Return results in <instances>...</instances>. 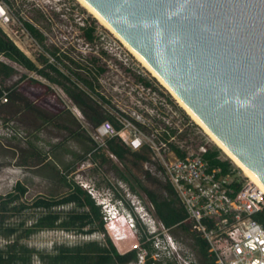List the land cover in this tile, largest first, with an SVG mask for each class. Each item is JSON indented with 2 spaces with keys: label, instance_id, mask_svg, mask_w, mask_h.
<instances>
[{
  "label": "rangeland",
  "instance_id": "rangeland-1",
  "mask_svg": "<svg viewBox=\"0 0 264 264\" xmlns=\"http://www.w3.org/2000/svg\"><path fill=\"white\" fill-rule=\"evenodd\" d=\"M0 4L5 11L0 17V27L35 63L40 64L37 60L39 54L44 53L49 57L46 50L57 48L59 56L63 58L62 63L71 64L76 70L81 69L65 55L89 65L93 72H96L95 65L105 66L106 70L93 81L96 91L109 100L110 105H101L108 112L115 113L114 108L123 109L136 120L139 115L153 114L154 108L159 107L167 120L186 129L195 144L207 142L210 147L219 148L122 42L77 0H0ZM24 21L31 22L42 32V42L27 32ZM88 25H94L95 28V38L91 42L86 40L82 29ZM94 56L98 58L96 62L91 61ZM49 58L60 65L52 57ZM0 60L20 69L15 61L3 54H0ZM24 72L18 70L16 75L7 79L11 81L5 85L20 80ZM138 75L148 80L154 91L141 86L136 81ZM9 114L8 107L0 103V200L7 199L11 192L14 195L12 200L7 199L2 210L6 218L0 228V248L17 240L20 245L32 250L29 264H69L67 261L55 263L49 256L55 254L59 247H85L90 243L103 246L105 237L101 231H86L92 225H86L83 231L78 225L40 228L25 235V230L46 212L58 213L60 222L68 220L74 212L87 211L86 207H79L74 202L50 208L36 207L32 203L39 196L61 197L72 185H79L99 205L109 233L120 244L125 233L114 230L116 225L111 224L114 217L109 219L102 201L107 203L111 199L117 207L116 217L126 221L128 226L132 225L130 215L136 210L140 211L143 219L136 213L140 225L134 220L135 227H129L134 232L131 236L137 238L152 230L161 232L156 233L152 242L154 250L150 256L158 262L156 264H202L191 235L177 226L167 229L156 215L147 190L161 199L167 196L165 184L168 180L146 148L137 152L147 154L148 160L137 159L129 153L119 159L111 156L106 146L95 149L96 144L93 142L83 147L73 137L67 139L65 133H55L57 136L49 140L47 127L41 128L38 134L32 133L33 126L28 131L30 129L26 130L17 121L11 120ZM176 140L181 141L180 138ZM219 150V155L230 160L242 178H249ZM18 182L25 188L22 193L15 188ZM3 227H13L15 230L7 233ZM147 252V249L139 247L138 257L142 261L127 264H144Z\"/></svg>",
  "mask_w": 264,
  "mask_h": 264
},
{
  "label": "water",
  "instance_id": "water-1",
  "mask_svg": "<svg viewBox=\"0 0 264 264\" xmlns=\"http://www.w3.org/2000/svg\"><path fill=\"white\" fill-rule=\"evenodd\" d=\"M264 184V0H85Z\"/></svg>",
  "mask_w": 264,
  "mask_h": 264
},
{
  "label": "trees",
  "instance_id": "trees-1",
  "mask_svg": "<svg viewBox=\"0 0 264 264\" xmlns=\"http://www.w3.org/2000/svg\"><path fill=\"white\" fill-rule=\"evenodd\" d=\"M23 26L33 38L39 42L43 41L44 35L34 24L29 21H24ZM82 29L86 40L89 42L93 41L95 38L94 25L83 26ZM46 51L49 53V57H52L54 60L60 63V65L52 60H49L50 58L45 56V54L42 52L43 54H39L37 56V60L41 65L38 66L0 27V54H3L4 56L18 62L29 70L37 71L39 74L50 80L62 83L67 94L76 103L85 105L92 111V114L88 115V117L94 121V125L99 124L104 119H109L115 128H119L121 124L116 119L115 115L108 112V110H105L101 106L105 104L110 105L109 100L105 98L104 95L94 90L95 84L93 80L97 78L98 74L103 73L106 70V67L95 65L94 67L96 70L94 71L96 72H93V69L89 65L81 64L80 62L75 61L73 58L65 55L64 57H66L70 62L74 63L78 69L86 71L87 75L91 77L89 80L82 76L79 70H75L71 64L62 63L63 58L59 56L60 54L57 48ZM97 60L98 58L96 56L92 57L91 59L92 62H96ZM61 66L67 69L68 72L62 70L63 68H61ZM15 72L16 69L13 66L0 60V98L3 94V91H7V99L8 96L11 95L9 87L4 85L3 80ZM70 74H73L76 78L83 80L86 85L92 87V90L95 91L97 97L99 98L97 103L83 93V91L77 86L75 80H71ZM136 81L145 86H151L148 80H145L140 75L137 76ZM114 110L117 109L114 108ZM134 122L142 126L140 123L136 121ZM106 147L119 159L124 158L128 153L134 155L140 160L149 159L147 154L139 153L137 150H131L118 136L107 138ZM176 150L179 155L182 154L178 149ZM219 151L220 150L217 147H210L208 152L205 154V157L210 160L212 165H220L222 170L226 172L230 168H233V166L228 159L216 158V156L219 154ZM102 158L105 159L104 157ZM235 169L236 168H234V170ZM122 177L124 176L122 175ZM233 185L238 187L240 182L235 181ZM15 188L21 193L25 190V188L19 182L16 184ZM165 188L167 191V196H164L161 199H159L152 191L147 190L148 197L154 205L156 215L161 220L164 227L171 229L172 227L177 226L183 231L189 233L193 239L194 247L196 248L197 254L202 264H218L216 262L214 253L209 251V244L206 239L196 232V230L192 227L191 222L186 218V211L180 204L172 185L167 182L165 184ZM13 198V193H9L7 199L12 200ZM7 199H4L3 201L0 200V228H2L6 218V214L2 210L5 209V203L8 202ZM67 202H74L77 206L86 207L88 210L85 212H74L69 215L68 220H63L60 222H58L60 217L58 213L50 211L46 212L38 216L34 224L25 230V235L28 236L31 232H34L40 228H54L57 226L69 227L71 225H78L79 229L83 231V227L86 225H92V227L88 228L86 231H101L104 234L105 243L103 246H99L96 243H90L85 247H59L57 248V252L55 254H51V256H49L53 262L59 263L67 261L69 264H127L132 261H137L138 248L143 247L148 250L146 254L147 258L144 264L158 263L150 256L152 250H154L152 242L154 239L153 237L156 235L155 233H140L141 235L137 238L128 236L124 239H121L120 244L119 241L109 233L107 224H105L104 220L102 219L99 205H97L91 195L79 185H72L70 190L61 197L46 198L39 196L35 198L32 203L36 207L50 208L54 205ZM253 217L264 227V209L255 212ZM138 225H140L139 221ZM3 228L7 231V233H12L15 230L13 227ZM146 238H148V240ZM31 254V249L20 245L17 240H14L7 247L0 248V264H29Z\"/></svg>",
  "mask_w": 264,
  "mask_h": 264
},
{
  "label": "built area",
  "instance_id": "built-area-1",
  "mask_svg": "<svg viewBox=\"0 0 264 264\" xmlns=\"http://www.w3.org/2000/svg\"><path fill=\"white\" fill-rule=\"evenodd\" d=\"M4 14L0 4V17ZM141 86L154 91L150 86ZM0 101H7V91H3ZM110 113L121 126L115 128L109 119L95 125L91 132L95 149L106 146V139L113 136L131 150L146 147L218 264H264V227L253 217L264 209V193L250 178H242L234 168L224 172L220 165H212L205 157L210 149L207 142L195 144L186 129L167 120L159 107L136 120L123 109ZM216 158L224 159L219 154ZM235 181L240 182L238 187L233 185ZM141 261L138 257L137 262Z\"/></svg>",
  "mask_w": 264,
  "mask_h": 264
},
{
  "label": "crops",
  "instance_id": "crops-1",
  "mask_svg": "<svg viewBox=\"0 0 264 264\" xmlns=\"http://www.w3.org/2000/svg\"><path fill=\"white\" fill-rule=\"evenodd\" d=\"M16 63L20 66V69L8 63L16 69V72L12 75H16L18 70L25 72L21 74L20 80H16L12 85H6L9 87L11 95L8 96V102H0L8 107L11 114H9V118L17 121L26 130L33 126L32 133L36 132V134L39 133L41 128L47 127L49 130L47 139L49 140L57 136L55 133L58 135L65 133L67 139L73 137L80 146H90L94 142L91 132L95 126L94 121L88 117L92 114V111L87 106L76 103L67 94L62 83L50 80L37 71L29 70L18 62ZM37 65L41 66L40 64ZM62 70L68 72L65 68ZM79 72L85 78L91 79L85 70L81 69ZM29 73L36 74V76ZM12 75L3 80L4 85L6 82L11 81L7 79ZM70 78L75 80L77 86L85 95L97 103L95 86V91H93L92 87L86 85L83 80L76 78L73 74H70ZM28 131H31V129Z\"/></svg>",
  "mask_w": 264,
  "mask_h": 264
},
{
  "label": "bare ground",
  "instance_id": "bare-ground-1",
  "mask_svg": "<svg viewBox=\"0 0 264 264\" xmlns=\"http://www.w3.org/2000/svg\"><path fill=\"white\" fill-rule=\"evenodd\" d=\"M91 15H93L98 22L106 27L107 30L112 32L122 44L141 62V64L154 76L158 82L170 93L175 99L177 104L190 116V118L196 122L203 131L209 136L225 154L230 158L240 169L247 175L264 193V184L244 165L242 162L227 148V146L215 135L213 132L196 116V114L183 102V100L175 93V91L152 69V67L127 43V41L85 0H77ZM126 136V134H124ZM113 217V216H112ZM111 217V219H112ZM116 225L115 231L123 232L124 238L134 234L132 229L129 228L126 221L115 217L111 220V224ZM113 227V226H112Z\"/></svg>",
  "mask_w": 264,
  "mask_h": 264
},
{
  "label": "clouds",
  "instance_id": "clouds-1",
  "mask_svg": "<svg viewBox=\"0 0 264 264\" xmlns=\"http://www.w3.org/2000/svg\"><path fill=\"white\" fill-rule=\"evenodd\" d=\"M101 204L106 207V209H107V214L106 215L109 217V219H111V216H109L111 214L108 213V209H110V210L113 211L112 212V216L113 217H115V215H117L116 212H115V211H117V207H116V205H115L114 202H111V199L107 203H105V202L102 201ZM136 213L138 214L139 217H141L143 219V216L141 215V213H140L139 210H136ZM136 213H133L132 215H130L129 218L131 219L132 225H130L129 227H135V225L138 223L139 219H138V216H137ZM134 220H135L136 224H135ZM150 232L151 233H155V234L156 233H158V234L161 233L160 231H156V230H152Z\"/></svg>",
  "mask_w": 264,
  "mask_h": 264
}]
</instances>
